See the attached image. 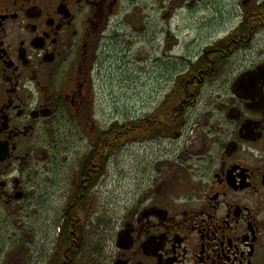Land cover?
I'll list each match as a JSON object with an SVG mask.
<instances>
[{
	"label": "flooded vegetation",
	"instance_id": "flooded-vegetation-1",
	"mask_svg": "<svg viewBox=\"0 0 264 264\" xmlns=\"http://www.w3.org/2000/svg\"><path fill=\"white\" fill-rule=\"evenodd\" d=\"M183 11H210L222 35L165 102L188 82L193 108L204 86L229 70L200 121L187 123L189 107L169 131L163 104L102 124L97 78L104 52L131 51L140 42L153 50L160 38L168 48ZM218 55L224 61L216 63ZM201 59L212 72L196 70ZM146 119L164 130L143 140L129 136ZM173 135L183 142L178 155L167 153L140 172L132 203L114 219L115 247L102 250L100 264H264V0H0V219L34 205L47 166L58 164L63 148L69 158L80 148L62 227L72 219L83 225L88 196L112 156ZM84 232L70 243L71 252L79 246L75 259L59 258L60 238L51 264H77Z\"/></svg>",
	"mask_w": 264,
	"mask_h": 264
},
{
	"label": "rangeland",
	"instance_id": "rangeland-1",
	"mask_svg": "<svg viewBox=\"0 0 264 264\" xmlns=\"http://www.w3.org/2000/svg\"><path fill=\"white\" fill-rule=\"evenodd\" d=\"M226 6L224 2L223 15ZM218 26L210 11L202 14L183 11L174 18L175 34L168 38V48L160 38L153 50L142 42L131 51L106 50L97 78L100 122L108 126L126 115L142 117L160 110L177 80L187 73L204 48L221 37ZM228 78L226 69L222 76L204 86L197 104L186 113L189 125L200 121L208 96ZM186 134L193 136L192 130ZM181 146L183 142L173 135L166 141L138 143L122 159L117 154L112 156L107 173L88 196L89 209L83 221L86 242L77 264H100L102 250L105 249L104 255L109 254L115 247L119 226L114 219L123 213L127 203H132L140 172L145 167L152 170L153 163L167 153L176 157ZM75 149L77 154L69 158V150L63 148L58 164L47 166L40 176L42 194L34 205L0 219V264H51L58 252L63 217L73 194L74 174L84 151Z\"/></svg>",
	"mask_w": 264,
	"mask_h": 264
},
{
	"label": "trees",
	"instance_id": "trees-1",
	"mask_svg": "<svg viewBox=\"0 0 264 264\" xmlns=\"http://www.w3.org/2000/svg\"><path fill=\"white\" fill-rule=\"evenodd\" d=\"M209 58H213V55H209ZM201 65H199L196 70L199 69H204L205 72L210 73L212 71H210V65L208 63V61H205L203 59H201ZM216 63H218V61H224V58H220L219 59V55L216 57ZM198 72V71H196ZM186 74V73H185ZM187 82V81H186ZM188 90H192L195 89L194 87H192V83H188L187 82V86L185 84V86L183 88H181V91L179 93H177L172 99L170 103H164V107H162V112L164 111L165 114L164 116L166 117V120L168 121V123L170 124L169 127V131H171L172 129L175 128V120L178 117H181L182 113H184V111H186L189 107H191L192 102H190L189 98H188V94L189 92ZM198 89V86H196V90ZM149 121L148 119L143 120V121H139L138 123H136V131L134 133H129V136H133L134 138L138 139V140H143L152 136H155L156 133H158V130L160 127L163 128V125L159 124L157 126L149 127ZM107 134V133H106ZM85 226L81 224V222L79 221L78 224H76L75 220L72 219V222H68L66 223L65 227H62L61 230V234H60V238L63 240V251L59 254V258L64 259V257L70 256L71 259H75L76 258V254L79 251V246L78 247H74L75 252H71V248L72 246L70 245L71 241L75 238V236L77 234H82L84 231ZM83 230V231H82Z\"/></svg>",
	"mask_w": 264,
	"mask_h": 264
}]
</instances>
